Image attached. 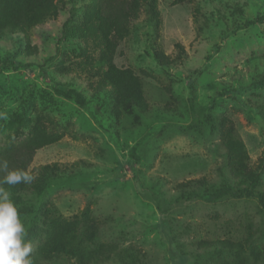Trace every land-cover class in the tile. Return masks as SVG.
<instances>
[{
	"label": "rangeland",
	"instance_id": "obj_1",
	"mask_svg": "<svg viewBox=\"0 0 264 264\" xmlns=\"http://www.w3.org/2000/svg\"><path fill=\"white\" fill-rule=\"evenodd\" d=\"M158 3V35L143 4L114 56L141 81L145 110L116 103L103 85L101 47L87 30L92 0H57L25 34H0V147L37 125L63 136L37 152L29 171L37 176L40 166L59 165L46 199L70 221L88 210L94 242L104 248L98 264H236L232 253L219 252L220 240L240 250L243 264H264L257 199H186L191 191L239 183L224 141L230 128L247 150L242 173L259 174L264 192V0ZM155 45L170 65L155 61ZM55 88L79 91L88 109ZM190 100L208 109L216 131L205 121L184 129L192 121ZM45 237L38 231L27 238L31 259ZM35 257L33 264H80Z\"/></svg>",
	"mask_w": 264,
	"mask_h": 264
},
{
	"label": "trees",
	"instance_id": "obj_2",
	"mask_svg": "<svg viewBox=\"0 0 264 264\" xmlns=\"http://www.w3.org/2000/svg\"><path fill=\"white\" fill-rule=\"evenodd\" d=\"M174 5H181L191 0H172ZM146 4L154 23L155 34L158 35L161 28V14L158 0H92V6L87 20V30L90 37L101 47L100 68L103 71L104 86H109L116 103L132 104L140 110L146 109L143 86L137 76L131 71L119 69L114 64V56L119 44L127 38L130 25L140 18L142 5ZM57 8V0H0V34L23 33L41 23L45 15ZM183 50L181 45H177ZM155 61L160 66L170 65V60L156 45L153 47ZM43 69V68H42ZM57 95L74 100L80 107L88 109L86 97L77 90H56ZM192 121L185 130L197 129L205 121L211 124L213 117L208 109L196 106L194 100L188 104ZM63 136L51 132L49 129L37 125L33 131L24 139L9 143L0 147V159L7 160L9 170H30L37 152L45 147L58 143ZM227 157L239 170L237 184L224 183L220 187L191 191L187 200L199 199L208 203H217L227 196L234 198H255L264 212V192L258 191L261 176L255 173H242L247 168L248 154L243 141L230 128L224 136ZM136 149L132 148L134 156ZM38 175L31 183H19L16 185L4 184L3 187L11 194V199L17 206L21 219L26 226L29 238L31 234L41 231L46 235L45 241L36 251L41 258L75 259L82 262L98 264L104 253L102 247L94 242L97 232L96 225L91 221L88 210L83 217L74 221L67 220L58 215L51 208L46 199L47 187L50 181L59 177L60 167L58 164L40 166ZM34 175L31 171H29ZM6 175L0 171V179ZM203 185L201 181H199ZM160 212L166 214L160 197L155 196ZM83 228H85L83 230ZM93 229V231L91 230ZM219 245V246H218ZM217 247L221 251H227L234 255L236 264H243L245 259L240 250H232V244L220 240ZM33 256L32 259H36Z\"/></svg>",
	"mask_w": 264,
	"mask_h": 264
},
{
	"label": "clouds",
	"instance_id": "obj_3",
	"mask_svg": "<svg viewBox=\"0 0 264 264\" xmlns=\"http://www.w3.org/2000/svg\"><path fill=\"white\" fill-rule=\"evenodd\" d=\"M0 171L6 175L0 179V264H33V251L28 232L17 206L4 184L31 183L35 177L28 170H9L7 160L0 159Z\"/></svg>",
	"mask_w": 264,
	"mask_h": 264
}]
</instances>
